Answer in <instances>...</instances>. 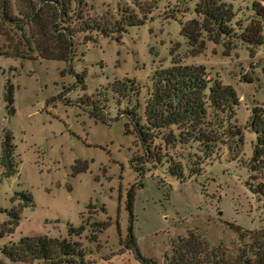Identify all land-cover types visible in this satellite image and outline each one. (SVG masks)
Returning <instances> with one entry per match:
<instances>
[{"label":"rangeland","instance_id":"374dc122","mask_svg":"<svg viewBox=\"0 0 264 264\" xmlns=\"http://www.w3.org/2000/svg\"><path fill=\"white\" fill-rule=\"evenodd\" d=\"M83 1L91 17L114 23L123 15L122 30L77 33L69 61L0 56V136L1 129L10 131L17 160V172L8 177L0 167V228L6 211L19 208L18 223L0 247L45 235L80 243L82 264H140L125 247L130 224L140 255L157 264H167L171 242L187 232L209 249L233 254L264 228V163L249 169L255 134L247 127L251 109H264V44L245 47L231 37L214 43L202 34V47L191 48L180 28L195 18L196 0ZM222 1L236 32L257 17L254 2L264 8V0ZM260 22L264 39V16ZM172 56L201 65L207 79L230 86L237 97L228 125L206 108V129L217 135L210 153L159 137L141 145L122 112L132 107L142 121L150 75L169 66ZM7 82L11 114L3 99ZM121 86L124 95L112 91ZM227 128L241 131L240 145L229 143ZM169 162L180 163L181 177L169 174ZM258 184L262 195L253 192ZM15 192H27L31 203ZM94 221L107 225L92 232ZM68 224L84 229L67 235ZM0 262L42 264L11 263L1 254Z\"/></svg>","mask_w":264,"mask_h":264},{"label":"trees","instance_id":"16d2710c","mask_svg":"<svg viewBox=\"0 0 264 264\" xmlns=\"http://www.w3.org/2000/svg\"><path fill=\"white\" fill-rule=\"evenodd\" d=\"M83 6V0H0V36L6 41L0 43V56L69 61L73 53V37L77 33L93 30L103 36H109L110 31L122 30L123 15L120 21L111 23L104 15L101 18L91 17L83 11ZM252 7L257 17L251 18L236 32L231 25L232 12L227 4L222 0H196L193 6L195 18L181 25L180 34L191 48L202 47V34L214 43L219 39L231 37L245 47L262 45L264 39L260 19L264 16V8L259 2H254ZM6 26L16 28L19 37L14 39ZM170 51L172 54L173 49ZM126 82L132 87V80L126 79ZM124 90L122 86L112 88L119 96L124 95ZM3 99L7 112L11 114L12 93L8 82L4 87ZM236 103L237 97L230 86L221 84L217 79H207L201 65L184 64L181 59L172 56L169 66L156 68L150 75L143 101L142 121L132 107L122 112L133 122L132 132L141 145L146 146L153 138L159 137L167 145L195 143L200 151L210 153L217 135L206 129V108L220 114L223 122L228 125ZM247 127L255 134L252 148L253 165L249 167L254 170L255 163H264L262 107L251 109ZM226 130L229 143L240 145L241 131L238 128ZM227 148L231 151V144ZM13 150L10 131L1 129L0 167L1 174L5 177L17 172V160ZM181 171L180 163L171 166L169 162L170 175L181 177ZM193 174H197V171L187 172L186 177ZM253 192L263 194L259 184ZM15 194L24 198V204L31 203L27 192ZM6 214L8 220L0 228V238L5 233H11L17 225L19 208L12 207ZM106 225L107 222L94 221L90 223V228L95 232ZM83 229V225L74 227L68 224L67 235L80 234ZM91 236L94 238V233ZM125 247L134 249L140 264H157L154 259L140 255L130 224L127 228ZM0 254L11 263L36 260L42 264H82L80 243L45 235L23 236L17 242H8L0 247ZM164 259L167 264H264V228L251 233L248 243H242L233 254L209 249L197 235L187 232L171 242L170 250L164 255Z\"/></svg>","mask_w":264,"mask_h":264}]
</instances>
